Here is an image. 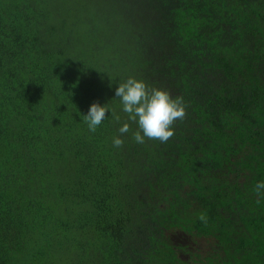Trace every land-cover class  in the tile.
Instances as JSON below:
<instances>
[{
    "label": "trees",
    "instance_id": "16d2710c",
    "mask_svg": "<svg viewBox=\"0 0 264 264\" xmlns=\"http://www.w3.org/2000/svg\"><path fill=\"white\" fill-rule=\"evenodd\" d=\"M128 77L183 97L166 143ZM260 181L264 0H0V264H264Z\"/></svg>",
    "mask_w": 264,
    "mask_h": 264
},
{
    "label": "clouds",
    "instance_id": "9594fccd",
    "mask_svg": "<svg viewBox=\"0 0 264 264\" xmlns=\"http://www.w3.org/2000/svg\"><path fill=\"white\" fill-rule=\"evenodd\" d=\"M115 97L120 99L128 120L137 124L138 130L133 133V139L139 144H143L146 138L166 143L174 135L175 122L183 120L187 114L183 97L173 98L167 90L149 87L143 80L134 77L118 84ZM106 112H109L108 104L101 106L93 102L90 105L87 114L82 116L89 132H96L105 120ZM113 119L119 122L120 116L113 112ZM118 131L120 134L128 133L129 123L124 122ZM112 143L114 147L121 148L124 140L113 137ZM254 191L259 197L264 191V181L257 182ZM198 219L206 222V215L201 213Z\"/></svg>",
    "mask_w": 264,
    "mask_h": 264
}]
</instances>
